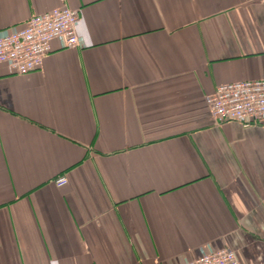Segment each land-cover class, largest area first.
I'll list each match as a JSON object with an SVG mask.
<instances>
[{
    "label": "crops",
    "instance_id": "crops-1",
    "mask_svg": "<svg viewBox=\"0 0 264 264\" xmlns=\"http://www.w3.org/2000/svg\"><path fill=\"white\" fill-rule=\"evenodd\" d=\"M78 9L79 45L0 63V264H264V126L207 95L264 78V0H0ZM66 175L68 183L55 179Z\"/></svg>",
    "mask_w": 264,
    "mask_h": 264
},
{
    "label": "built area",
    "instance_id": "built-area-1",
    "mask_svg": "<svg viewBox=\"0 0 264 264\" xmlns=\"http://www.w3.org/2000/svg\"><path fill=\"white\" fill-rule=\"evenodd\" d=\"M79 17L78 9L63 5L32 15L16 30H0V63H6L14 73L25 74L42 66L54 39H62L66 47L78 46ZM206 102L219 123L264 126V78L223 83L207 95ZM54 181L64 186L68 178L63 174ZM180 264H240V260L231 248L208 246L199 256Z\"/></svg>",
    "mask_w": 264,
    "mask_h": 264
}]
</instances>
